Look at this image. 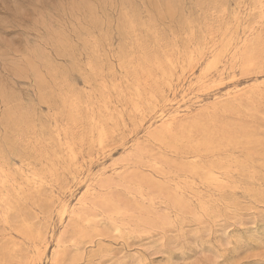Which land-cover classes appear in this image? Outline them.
<instances>
[{"label": "rangeland", "instance_id": "obj_1", "mask_svg": "<svg viewBox=\"0 0 264 264\" xmlns=\"http://www.w3.org/2000/svg\"><path fill=\"white\" fill-rule=\"evenodd\" d=\"M0 264H264V0H0Z\"/></svg>", "mask_w": 264, "mask_h": 264}]
</instances>
